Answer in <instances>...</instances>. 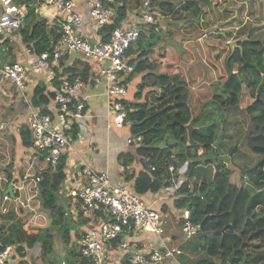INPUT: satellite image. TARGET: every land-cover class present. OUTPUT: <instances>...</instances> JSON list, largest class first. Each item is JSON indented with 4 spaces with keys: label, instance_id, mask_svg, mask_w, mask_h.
<instances>
[{
    "label": "trees",
    "instance_id": "16d2710c",
    "mask_svg": "<svg viewBox=\"0 0 264 264\" xmlns=\"http://www.w3.org/2000/svg\"><path fill=\"white\" fill-rule=\"evenodd\" d=\"M14 1L24 6V24L20 31L26 45L35 53L47 49L60 35L58 22L54 20L49 24L46 19L40 17L32 5L34 0ZM117 1L119 0H103L104 5L113 6L114 17L111 23L101 28L102 40L108 39L111 30L125 14L127 3L124 0V3L118 4ZM189 2L184 3L185 8L191 3ZM151 3H158L163 9L173 6L169 0H151ZM150 34V41L154 42L158 35ZM239 45L241 50L235 48L232 53L229 50L226 54L227 75L222 83L214 86L216 91L212 94L211 101L215 105L202 107V111L194 119L196 124L200 125L193 133L195 143L187 144V139H183L181 132L189 119L186 105L189 94L186 81L179 75L171 77L165 87L161 85L159 92L150 93L149 100L143 107L134 108L131 104L127 107V121L131 120L130 132L143 134V140L137 147L138 154L147 158L148 162L151 159L156 160L152 162L155 168L140 170L137 174L135 192L154 190L162 183L166 184L168 161L174 162L176 166L184 165V172L192 181L191 190L185 187V183L179 185V189L188 191V195L187 199L179 198L177 205L179 208L190 207L192 219L198 224L195 238L186 242L181 252L190 258L195 257L194 264H264V159L257 167H249V171L245 173L247 183L236 184L230 179V170L225 162L215 157L218 145L213 146L218 133L222 132L219 123L221 114L218 111L221 112L223 107L239 108L243 82L249 79V69L253 70L260 80L264 74V43L248 35V39L240 41ZM237 52L241 57L236 58ZM250 54L253 55L252 60L249 59ZM245 61L250 62L252 66L243 68ZM234 63L238 69L233 68ZM90 66V61L83 59L75 66L67 68L66 74L69 77L80 76L82 80H86ZM137 70H140V66L136 65L125 83ZM56 75L52 78L51 89L46 90L45 86L40 85L35 87L34 96L31 98L32 105L45 101L44 94L54 98L53 89L60 83ZM41 110L48 111L45 107H41ZM245 110L259 120V123L251 124L245 133L248 148L263 158L264 84L260 88L259 99L247 105ZM160 115H164L165 120H162ZM163 123L168 127L169 133L167 140L165 138L167 142L164 143L167 144V149L176 147L175 152L159 145V140L164 139ZM75 133L76 130L71 135L74 137ZM31 134L29 126L22 129V144L32 146ZM198 147L202 148L200 154ZM66 174L64 154L55 166H48L41 172L40 180L32 188V191L38 192L36 199L39 200L42 210L47 213V221L51 227L62 224L63 209L58 204V189L65 181ZM3 189L4 187L0 189V193ZM24 211L26 210L22 206L10 205L6 213L0 214V249L5 244H13L15 248L12 257H28L26 261L45 259L53 248V228H28L27 219L23 216ZM60 235L64 241L68 240V229L61 231ZM34 244L39 246L37 253L31 249ZM234 249L235 257L229 262L228 257ZM89 259L80 256L79 263L91 264ZM8 264H13L11 259ZM14 264L26 263L19 259Z\"/></svg>",
    "mask_w": 264,
    "mask_h": 264
},
{
    "label": "crops",
    "instance_id": "0c3cea01",
    "mask_svg": "<svg viewBox=\"0 0 264 264\" xmlns=\"http://www.w3.org/2000/svg\"><path fill=\"white\" fill-rule=\"evenodd\" d=\"M142 1L143 0H125L127 3L125 14L118 23L124 28L137 25L141 29L138 40L132 44L128 52V61L132 69L136 65L140 66V70L135 71L131 79L126 82L127 104H131L134 108L143 107L149 100L147 99V95L149 97L151 95L150 93L159 92L161 85L165 87L171 77L175 75L180 76V69L178 68L181 60L180 55L183 56L186 54L183 51L186 47H189V43L194 41L197 52L196 56L199 61L203 63H205V61L209 62L208 59L211 58L212 53V51L209 50V46H213L210 40V34L213 33V30H215L217 26L220 28L219 33H223V37H225L228 35H226L224 30L228 27H232V25L229 24L230 22L233 23L239 21V19L245 20L249 18H251L255 24L261 22L259 0H169L173 5L171 8L163 9L158 3H154L157 10L165 13V19L161 20L159 31L156 32L152 26L145 24L140 17L139 10ZM186 1H190L191 3L189 2L190 4L185 8L184 3ZM245 1H247V4L245 3V9L239 11L238 6H242ZM42 2L43 0H34L32 5L36 6V13L40 17L46 19L49 24H52L54 21L51 16L53 10L52 8L48 9L46 6H42ZM77 2L78 9L82 13V23L79 29L85 33L87 38L91 41L96 40L98 37H102L103 33L101 30L96 31L91 25V17L88 12L87 4L88 0H77ZM117 3L122 4L124 0H119ZM210 13L213 17L217 16L215 20L212 18V20H214L212 22H209V18H207ZM206 20L209 24L205 23ZM23 24L24 18L22 25ZM242 24L243 23H237L234 27H241ZM22 25L20 27H22ZM20 27L15 30L11 38L7 39L3 44H0V63L17 59L26 60V58L37 54L26 45ZM150 33L158 35L154 42L150 41ZM53 44L51 43L49 47ZM204 46H207L206 49L208 48L206 51ZM192 57L194 56L189 57L188 63L198 62L196 58ZM79 60L83 61L76 53L65 52L59 61V69L52 66L49 71L40 69L30 70L25 77L27 87L23 91L18 90L10 80L0 77V121L5 124L4 128L0 131V189H2V184L6 185L2 192H11L13 185L21 183L22 175L28 169L29 163H32L33 172L40 168H43L42 171H44L48 167L44 164L41 155L37 154L33 146H25L22 144L21 131L26 127L28 128L29 122V110L25 100L27 99L31 102L37 85L45 86L46 90L51 89L53 85L52 78L56 74H58L56 76H58L59 79L66 76L67 68L75 66L77 62H80ZM220 60L221 58L219 57L216 61L209 62V65L205 66L203 72H196L195 74L196 79L202 80L199 84V88L203 91L201 92L203 94L200 95L201 105L207 99H210L212 95L211 87L222 83L227 75V70H223L220 66ZM207 83L210 85V88L207 86ZM191 88H193V85ZM79 95L80 97H84L86 104V117L83 119L85 130L80 133L78 132V134L75 133L76 135L73 137V147H75L77 153L73 151L65 153V171L68 172L69 175L79 164H88L92 167L94 166L93 168L95 169H105L113 182L125 183L128 188L135 192L134 185L136 176L140 170L147 169L146 164L148 159L138 154L137 147L140 143L126 142L127 135L130 132L131 120H128L125 126L116 128L117 134L114 132L109 133L105 148H102L99 153L96 151L99 155L93 156L92 151L97 149V147L93 148V150H89V142L92 139V134H90V132L93 128L97 129L99 126H108V121L110 119L108 97L105 91L104 81L85 82ZM43 97L45 101H41L35 106L40 108L45 107L48 110L54 109V98H49L46 94H44ZM197 102H199L198 99ZM186 105L188 114L191 115L196 111V109L191 108L194 104H190V95L188 96ZM194 125L197 128L200 127L195 121ZM181 132L183 139L185 138L186 140V128ZM163 137L164 139L159 140V145L162 147L164 142H167L165 138L167 139L169 137L168 127L165 125ZM99 140L102 144V139L99 138ZM167 150L175 152L177 148L173 147ZM201 152L202 148L198 147V154ZM149 162L152 161L149 160ZM178 168L181 172L184 171V165H179ZM32 170L29 172L32 173ZM243 175L245 176V174ZM69 185H71V183L67 182L66 187ZM23 186L24 195L26 196V188L29 187L32 189L34 187L31 178L24 180ZM65 190L66 189L63 188L61 193L58 194V204H60L63 209V220L61 226L59 224L56 225L58 230L56 233L53 230L56 227L52 229L53 248L51 253L48 254L45 259L35 258L31 261L25 260L28 257L14 256L10 258L13 264L19 259H23L26 264H73L79 261L80 255L78 248L81 232L94 223L99 215L96 216L94 221L88 220L87 214L84 213L81 207L72 208L73 206H71L70 199L66 195ZM179 190L177 184L167 181L166 184L162 183L154 190H146L137 194L141 196L144 202L162 212L163 223H168V219L171 218L173 223L179 226V222L176 220V215L181 210L177 205V200L179 198H176V193ZM39 209L42 211L41 206ZM65 211H67V214L64 213ZM32 212L36 213V210H31V213ZM43 212L47 214L45 211ZM49 220L51 221V218H49ZM64 229H68V240L64 241L62 237L60 238L61 241L55 240L56 235H60L59 231H63ZM127 238L133 244L135 243V247L137 248L154 246L159 244L160 241V238L156 234L147 229L134 231L130 233ZM163 239L166 243L167 240L174 238L173 235H169ZM100 252L103 256L101 262L99 256L97 260H92L88 257L84 258H88L91 264H129V253L119 248L117 240L105 241ZM178 259L184 264L179 257Z\"/></svg>",
    "mask_w": 264,
    "mask_h": 264
},
{
    "label": "built area",
    "instance_id": "2783aa9c",
    "mask_svg": "<svg viewBox=\"0 0 264 264\" xmlns=\"http://www.w3.org/2000/svg\"><path fill=\"white\" fill-rule=\"evenodd\" d=\"M88 12L91 25L96 31L111 23L114 8L104 5L103 0H88ZM35 6V5H34ZM42 6L52 8L51 16L58 22L60 35L51 47L33 55L26 60H12L0 63V77L10 80L18 90L23 91L27 85L25 77L32 69L49 71L52 66L60 68L59 61L63 53H76L84 60L90 61L86 81L80 76L60 78L59 86L53 89L55 108L44 112L40 107L33 106L25 100L29 110L28 126L31 130L32 146L41 155L47 166H55L66 152H76L73 147L74 130L76 134L85 130L83 119L86 117V104L79 92L85 82L105 83L108 97L110 119L108 126L121 128L126 125L129 106L126 102L127 87L125 80L132 70L128 61V51L140 34L139 26L124 28L117 24L110 32L107 40L98 37L96 40L87 38L79 28L82 23V13L78 9L77 0H43ZM36 9V6H35ZM143 22L158 32L165 13L157 10L151 0H143L139 10ZM24 6L14 0H0V44L11 38L15 30L23 22ZM75 125V127H74ZM5 124L0 121V131ZM143 134L129 132L127 143H141ZM167 148V144H163ZM37 156V155H36ZM147 169L155 168L152 162H147ZM32 163L21 178V183L12 186L11 192L4 191L0 195V214L6 213L11 204L24 206L28 197L24 195L23 181L31 178L34 186L38 183L41 171L32 170ZM32 170V173L29 171ZM168 175L166 181L178 186L185 183L188 190L192 189V181L185 172H181L174 162L166 165ZM61 183L58 194L65 188L72 208L81 207L87 219L94 221L81 232L79 239V254L97 260L105 241H118L122 251L129 253V264H182L178 257L182 250L179 245L168 246L161 238L162 212L143 201L141 196L132 191L125 183H116L110 179L108 172L99 171L88 164L68 175ZM214 175V169L212 177ZM71 185L66 187V183ZM37 190L31 194L37 197ZM176 198L187 199L188 191L179 190ZM16 207V206H15ZM67 214V211L64 212ZM180 224L183 239L191 238L198 231V224L192 219L190 207L185 206L176 215ZM147 229L156 234L159 244L154 246L135 247L127 238L130 233ZM15 245L5 244L0 249V264H8L13 256ZM32 251L37 253L39 246L34 244ZM73 264H80L79 261ZM240 264H244L241 262Z\"/></svg>",
    "mask_w": 264,
    "mask_h": 264
},
{
    "label": "rangeland",
    "instance_id": "374dc122",
    "mask_svg": "<svg viewBox=\"0 0 264 264\" xmlns=\"http://www.w3.org/2000/svg\"><path fill=\"white\" fill-rule=\"evenodd\" d=\"M245 3L247 4V1L243 2L242 6H238L239 11L245 9L246 7ZM259 11L261 17L260 23L255 24L251 18L245 20L239 19V21L233 23L230 22L229 24H231L232 27L231 28L228 27L224 30L226 32V35H228L225 37H223V33L221 32L219 33L220 28L218 26L217 28H215V30H213V33L210 34V40L212 41L213 46L212 47L209 46V50L212 51L211 53L212 59L209 58L208 59L209 62H214L216 61L217 58L220 57L221 58V60L219 61L221 63L220 66L223 70L226 69L225 57L230 50V47L227 44V40H230L232 38H238L239 36L247 34L249 35V37L264 43V0H259ZM216 17H213L211 13L208 14L207 16V18H209L208 19L209 22L214 21ZM212 18H214V20H212ZM205 23L209 24L207 20ZM237 23L239 24L243 23V24L241 27L235 28L234 25H236ZM206 47L207 46H204L205 51L208 49V48L206 49ZM183 52H185L186 54H184L183 56L180 55L181 60H180V66L178 67L180 69V76L181 78L187 81L188 94L190 95V104H194L193 107L191 108L196 109L194 113L199 115L200 114L199 110L202 107L204 108L213 107L215 105V103L211 101L212 95L210 99H207L204 103H202V105L200 104L201 103L200 95L203 94L201 93L203 91L201 88H199L200 87L199 84L202 82V80L196 79L195 76L196 72L199 73L203 72L205 66L209 65V62L205 61V63H203L199 61V59L196 56L197 52L194 41L189 43V47H186V49ZM237 53L238 56H236V58L241 57L239 56V52ZM190 56H194L192 58H196L198 62L196 61V62L188 63ZM252 56L253 55L251 54L249 55L250 60L253 59ZM233 68L238 69L235 63ZM248 71H249V79L243 82L242 93L240 95V107L239 108L226 107V109L225 107H223L220 109L221 112L218 111V113L221 114L219 123L222 129V132H220L222 134V138L215 149V153H216L215 157L225 162L226 167H228V169L230 170L229 177L236 184L247 182V176L242 175V168L243 170L248 169L251 165H253V163H255L258 159H260V156L258 154H255L249 150L245 135L246 131L251 126V124L259 123V120L255 115H251L250 113H248V111L245 110V107L253 100L256 86L260 80L258 75H256L253 72V70L249 69ZM243 76L244 75L242 74V78ZM166 82H167V76H166ZM192 85L193 88H191ZM207 86L210 88L209 84ZM215 91L216 89H214V87H211V94H214ZM147 99H149L148 95H147ZM197 99L199 100V102H197ZM201 111L202 109L200 110V112ZM192 114L191 115L188 114V115H190L191 117ZM160 118L162 120H165L164 115H160ZM113 132L117 134V130L113 126L104 125V126H99L97 129L93 128V130L90 132V134H92V139L89 142V150H93V148L97 147V149H94L92 151L93 156L99 155L98 153L100 152V150L102 148L103 149L105 148L109 138V133H113ZM99 138L102 139V144ZM96 151H98V153H96ZM76 167L80 169L81 164L77 165ZM97 170L105 171V169H97ZM1 186L6 187L5 184H2ZM32 192H33L32 189H30L29 187L26 188V197H28V199L26 205L22 206L26 210L23 213L24 218L27 219L26 226L32 229L49 228L51 230L53 227H51L48 224L47 221L48 215L44 214L43 210L40 211L39 209L40 202L36 198L31 197ZM14 206L18 207L19 205L15 203ZM31 210H36V213L32 212L33 213L32 214ZM168 220H169L168 223L166 224L162 223V231L160 235L163 238H166L169 235H173L174 239L167 240L166 244L170 247L176 244L177 245L180 244V247L182 249V247H184V244L188 242L190 239H192L195 235H193L191 238L183 239L180 224L178 223L179 226L176 225L175 223H173V220L171 218H169ZM53 230L55 231V233L56 231H58L57 227L54 228ZM60 238H61L60 235H56L55 240L61 241ZM98 256L101 262L103 258L102 253L99 252ZM179 258L184 264H194L195 261V257L190 258L188 255L183 253L179 254Z\"/></svg>",
    "mask_w": 264,
    "mask_h": 264
},
{
    "label": "water",
    "instance_id": "95a60500",
    "mask_svg": "<svg viewBox=\"0 0 264 264\" xmlns=\"http://www.w3.org/2000/svg\"><path fill=\"white\" fill-rule=\"evenodd\" d=\"M248 39V35H242V36H239L238 38H232L230 40H227V44L229 45L230 47V51L231 53L234 51L235 48H239L240 49V45H239V42L240 41H244ZM241 50V49H240ZM252 66V64L248 61H245L243 64H242V67L245 68L246 66ZM264 84V74H262V77H261V80L260 82L258 83V86H257V93H256V97L257 99H259V91H260V88L263 86ZM197 116L196 113L192 114V116L189 118V120L184 124V127L186 128V131H187V144H193L196 142V140L194 139V136H193V133L194 131L196 130V126L194 125V119L195 117ZM217 139L214 140L213 142V146H217L218 143L220 142L221 138H222V134L221 133H218ZM264 159V157L259 160L253 167H257L261 162L262 160ZM152 162H155L156 160H151ZM249 171V168L248 169H244L242 171V173H247ZM235 252H236V249L232 250L231 254L229 255L228 257V261H232V259L235 257Z\"/></svg>",
    "mask_w": 264,
    "mask_h": 264
},
{
    "label": "flooded vegetation",
    "instance_id": "af4514ba",
    "mask_svg": "<svg viewBox=\"0 0 264 264\" xmlns=\"http://www.w3.org/2000/svg\"><path fill=\"white\" fill-rule=\"evenodd\" d=\"M248 66H250V65H248ZM260 82V81H259ZM258 82V83H259ZM257 86H258V84H257ZM257 86H256V90H255V95H254V97H253V100L250 102V103H252L255 99H257V97H256V93H257ZM249 103V104H250ZM248 104V105H249ZM262 159V156L260 157V159H258L255 163H253V165H251V167H253L259 160H261ZM242 171H243V169H242Z\"/></svg>",
    "mask_w": 264,
    "mask_h": 264
},
{
    "label": "clouds",
    "instance_id": "9594fccd",
    "mask_svg": "<svg viewBox=\"0 0 264 264\" xmlns=\"http://www.w3.org/2000/svg\"><path fill=\"white\" fill-rule=\"evenodd\" d=\"M243 174H245V173H243Z\"/></svg>",
    "mask_w": 264,
    "mask_h": 264
}]
</instances>
